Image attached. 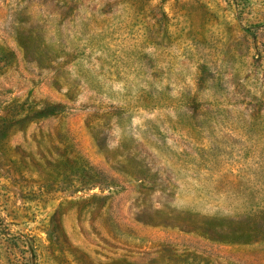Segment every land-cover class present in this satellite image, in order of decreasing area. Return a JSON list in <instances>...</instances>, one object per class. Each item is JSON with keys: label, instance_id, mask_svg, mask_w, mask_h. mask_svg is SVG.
<instances>
[{"label": "rangeland", "instance_id": "1", "mask_svg": "<svg viewBox=\"0 0 264 264\" xmlns=\"http://www.w3.org/2000/svg\"><path fill=\"white\" fill-rule=\"evenodd\" d=\"M263 191L264 0H0V264H264Z\"/></svg>", "mask_w": 264, "mask_h": 264}, {"label": "trees", "instance_id": "2", "mask_svg": "<svg viewBox=\"0 0 264 264\" xmlns=\"http://www.w3.org/2000/svg\"><path fill=\"white\" fill-rule=\"evenodd\" d=\"M257 189H258V187H257ZM263 189V187L262 188H259V191H258V193L256 194V195H258L260 192H261V190ZM257 191V190H256ZM264 192V191H263ZM252 196V195H249V196H247V198L249 199V198H251V199H254V200H257V199H260L258 196ZM261 194H259V196H260ZM261 201H262V203H263V205H264V198H262V199H260ZM254 208H256V207H254ZM257 209V208H256ZM253 212H256V210H253ZM257 214H259V215H263L264 216V211H261V212H259V211H257ZM255 215V214H254Z\"/></svg>", "mask_w": 264, "mask_h": 264}]
</instances>
